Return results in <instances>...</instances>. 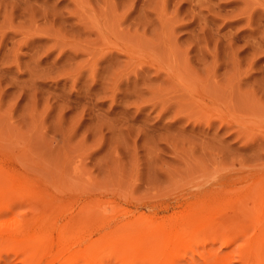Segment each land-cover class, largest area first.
<instances>
[{
	"label": "rangeland",
	"instance_id": "obj_1",
	"mask_svg": "<svg viewBox=\"0 0 264 264\" xmlns=\"http://www.w3.org/2000/svg\"><path fill=\"white\" fill-rule=\"evenodd\" d=\"M258 182L264 0H0V196L15 214L26 183L65 226L88 203L159 218L198 200L234 206L264 193ZM244 199L250 235L264 219ZM4 245L0 264L33 263Z\"/></svg>",
	"mask_w": 264,
	"mask_h": 264
},
{
	"label": "bare ground",
	"instance_id": "obj_2",
	"mask_svg": "<svg viewBox=\"0 0 264 264\" xmlns=\"http://www.w3.org/2000/svg\"><path fill=\"white\" fill-rule=\"evenodd\" d=\"M252 188L264 189V182L255 183ZM43 191L40 185L29 183L18 188L23 203L30 210L17 214L14 207L20 203L11 201L9 193L0 196V242L8 248L15 243L21 248L19 244H23L30 252L32 264H264V224L255 227L250 235L239 226L241 218L246 217L245 208L244 214L239 212L242 209L239 204L244 198H234V206L226 198L223 200L227 202L217 205L216 200L214 203L198 200L181 210L172 207V213L161 218L151 209L138 215L131 214L130 210L116 214L117 208L112 205L104 204L105 208L103 204L88 203L70 214L68 212L70 216L63 226L58 206L47 214L48 202ZM257 191L247 195L244 201L251 199L260 203L261 213L256 215L260 221L264 219V193ZM35 210L39 212L36 216ZM62 226L71 230L65 228L63 234ZM140 228L144 230L143 234L136 237L150 239L141 246L132 239ZM244 236L248 237L243 244L241 238ZM235 242H240V246L222 257L225 255L221 256L218 251ZM215 243H219L218 248L214 247ZM207 246L210 252L213 248L217 250H212L210 255L208 250L204 251ZM22 248V252L17 248L18 255L25 252ZM18 251L13 254L17 256ZM139 251L143 253L137 259L135 256ZM196 255L199 256L195 258ZM63 256L65 259L61 262ZM199 257L202 262L196 260Z\"/></svg>",
	"mask_w": 264,
	"mask_h": 264
}]
</instances>
